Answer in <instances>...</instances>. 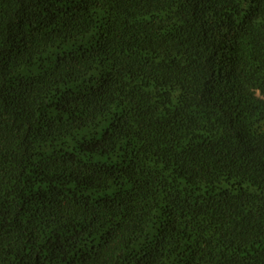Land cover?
<instances>
[{
	"label": "trees",
	"instance_id": "obj_1",
	"mask_svg": "<svg viewBox=\"0 0 264 264\" xmlns=\"http://www.w3.org/2000/svg\"><path fill=\"white\" fill-rule=\"evenodd\" d=\"M0 264H264V0H0Z\"/></svg>",
	"mask_w": 264,
	"mask_h": 264
}]
</instances>
